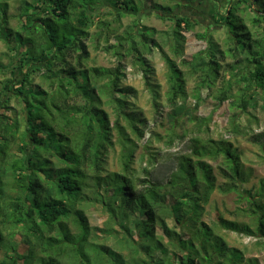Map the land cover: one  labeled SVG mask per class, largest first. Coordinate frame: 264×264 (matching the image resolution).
Segmentation results:
<instances>
[{
    "label": "trees",
    "instance_id": "16d2710c",
    "mask_svg": "<svg viewBox=\"0 0 264 264\" xmlns=\"http://www.w3.org/2000/svg\"><path fill=\"white\" fill-rule=\"evenodd\" d=\"M179 1L192 2L175 0V7L181 6ZM252 2L264 10L263 0ZM233 3L230 13L234 6L251 5L249 0ZM0 5V25L8 24L7 9ZM104 7L117 19L142 10L135 0H34L22 5L17 31L4 27L5 37L14 45L11 50L22 52L17 58L23 80L17 83L11 77L0 82V108H10L6 100L10 93L22 106L23 124L0 112V264H28L26 258L30 264H244V253L202 221L216 187L212 168L202 158L224 157L234 181L225 191L237 193L239 209L256 223L252 229L219 216L225 230L264 239V180L241 191L238 184L245 180L234 145L211 140L199 146L197 139L192 156L181 158L166 183L135 176L131 168L134 141L127 137L123 123L137 139L145 138L149 121L131 102L137 91L122 86L123 63L115 68L88 66L90 28ZM154 9L172 12L159 4ZM225 18L228 25L230 16ZM174 19L180 30L194 28L186 17ZM235 19L237 33L229 35L234 43L230 50L246 53L250 70L244 79L253 85L252 91L257 88L255 92L264 95V39H255L240 17ZM109 23L96 22L104 30ZM150 31L144 27L140 35L127 32L113 48L117 56L126 50V56L139 66L155 112L161 116L160 87L153 81L155 70L147 58L152 51L149 42L159 45ZM176 35L180 44V33ZM206 35L198 34V38L208 43V49L182 61L199 78L195 109L201 89H212L221 75L218 45L213 35ZM180 50L174 49L178 54ZM164 59L170 68L167 118L175 126L178 118L192 116L185 102L187 78L173 59L167 55ZM4 67L0 64V73L6 75ZM36 77L41 79L38 84ZM246 93L232 101L234 116V110L246 112L250 107ZM229 100L226 92L219 97L221 103ZM116 135L122 148L121 172L107 168L110 153L117 147ZM90 207H100L108 215L106 229L91 227L85 212ZM171 218L180 231L168 225ZM71 219L77 233L68 226ZM97 232L112 240V245L93 241ZM18 233L28 245L27 254L17 249ZM103 253L112 259L104 260Z\"/></svg>",
    "mask_w": 264,
    "mask_h": 264
},
{
    "label": "rangeland",
    "instance_id": "374dc122",
    "mask_svg": "<svg viewBox=\"0 0 264 264\" xmlns=\"http://www.w3.org/2000/svg\"><path fill=\"white\" fill-rule=\"evenodd\" d=\"M33 1L0 0V3L2 2L7 9L8 18V24L3 22L0 25V64L7 68L6 75L0 73V82L7 81L11 77L17 83L23 80L19 70L21 64L17 58L20 57L19 54L22 52L11 50L14 45L10 44L5 37L6 29L4 27L17 31L20 28L19 14L22 5L24 2L31 4ZM135 1L142 10L140 12H126V15L120 17V19L110 14L112 10H107L108 7L98 11V18L96 17L95 24L90 28L91 39L88 41L90 52L88 66L115 68L120 62L123 63L125 70L122 86L133 87L137 91V97L132 99L131 102L136 107L137 112L139 111L149 121L147 134L141 140L135 137L125 122L123 123L126 127L127 137L134 141L135 153L131 168L135 176L138 179L149 177L152 180L166 183L171 175L176 172L181 158L192 156V150L195 148L193 140H199V146L211 144V140H225L234 145L241 158V172L245 182L242 185L238 184L240 190L259 185V182L264 180V95L255 92L257 88L252 91L254 89L253 85L250 87L248 81L244 79L248 76L250 70L246 66L245 57L247 55L246 53L232 52L230 48L234 43L229 41L228 38L229 35L237 33L236 15L249 28L255 39H264V10L254 4L252 0H249L251 5L240 4L239 7L234 6L231 13V0L179 1L181 3L179 7L174 6L175 0ZM232 2L236 5L240 0H232ZM105 4L107 5V2ZM156 4L170 7L172 12L161 9L156 10L154 9ZM2 7L0 5V12ZM174 8L175 10H173ZM182 16L194 23L192 30L187 31L183 28L180 30L176 27V19L174 18ZM227 16H230L231 19L228 25L225 23V17ZM99 19L110 22L109 29H99L96 24ZM144 27L151 30L152 39L159 45V47H155L152 42H149L152 45V51L148 53L147 58L155 70L153 81L160 87L159 109H161V116L155 112L150 90L147 88L142 72L139 66L134 63L133 58L126 56V50L121 51L118 56L114 54L115 49L113 47L118 43L121 36L127 32L140 35ZM176 33H180V44L176 42L179 37ZM205 33H207L206 36L213 35V42L218 45L217 60L221 64V75L212 89H201L200 104L195 109L199 78H197V75H192L188 68L182 64V61L192 60L198 52L208 49V43L198 38V34L203 35ZM177 47L181 49L179 54L174 51ZM164 55L173 59L187 78L185 102L192 116L178 118L174 122L175 126L167 118V114L170 112L166 99L169 91L170 68L164 59ZM27 65L26 63L23 69ZM11 72H15V75L11 76ZM40 81L41 79L36 77L34 83L38 84ZM245 91L248 92L246 94H248L247 98L250 99L251 105L246 112L241 111V109L234 110V116L232 110L230 111L231 103L236 101ZM223 92H226L231 100L221 103L219 97ZM7 99L10 108H0V112L7 115L11 121L22 123L21 104L18 100L13 99L10 93L6 97ZM106 109L111 111L109 107H106ZM115 137L117 147L116 150L110 153L107 168L112 172H121L122 148L117 141V135ZM153 156L156 159H153ZM202 159L212 168L216 186L210 196L209 203L205 205L202 221L212 227L216 234L224 238L229 246L244 253V264H248L249 260H253L252 263L255 264H264V239L237 234L225 230L219 225V216L241 224H248L252 229H255L256 225L254 219L249 218L239 209L240 201L237 193L225 191L233 185L234 181L231 178L230 170L227 169L224 157L204 156ZM200 172L201 170H198V173ZM85 212L92 228L106 229L109 217L102 208L90 207ZM167 223L171 228L178 227L174 218L168 219ZM68 226L73 233H77V228L72 219L68 221ZM177 229V231H180L179 228ZM97 235L93 241L112 245L113 241L107 239V236L106 238L100 232ZM16 244L21 254H27L28 245L20 233L16 237ZM102 257L104 260L112 259L106 253H103ZM25 261L30 264V258H26Z\"/></svg>",
    "mask_w": 264,
    "mask_h": 264
}]
</instances>
